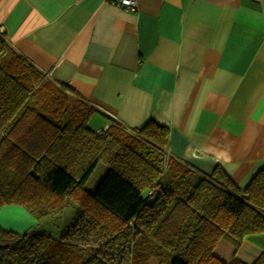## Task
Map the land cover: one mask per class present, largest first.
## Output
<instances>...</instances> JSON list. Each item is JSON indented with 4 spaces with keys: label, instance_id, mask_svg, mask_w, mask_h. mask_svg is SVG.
<instances>
[{
    "label": "crops",
    "instance_id": "0c3cea01",
    "mask_svg": "<svg viewBox=\"0 0 264 264\" xmlns=\"http://www.w3.org/2000/svg\"><path fill=\"white\" fill-rule=\"evenodd\" d=\"M11 50L92 109L95 127H168L166 153L239 190L264 167V0H0ZM95 115V116H94ZM99 116V118L97 117ZM17 205L0 228L28 232ZM264 254V231L235 257Z\"/></svg>",
    "mask_w": 264,
    "mask_h": 264
},
{
    "label": "trees",
    "instance_id": "16d2710c",
    "mask_svg": "<svg viewBox=\"0 0 264 264\" xmlns=\"http://www.w3.org/2000/svg\"><path fill=\"white\" fill-rule=\"evenodd\" d=\"M68 101L0 30V207L37 221L77 209L56 238L0 228V264H247L235 252L264 231V167L239 190L218 167L199 174L170 157L168 127L111 123L97 134L92 109ZM100 161L108 171L91 193Z\"/></svg>",
    "mask_w": 264,
    "mask_h": 264
},
{
    "label": "rangeland",
    "instance_id": "374dc122",
    "mask_svg": "<svg viewBox=\"0 0 264 264\" xmlns=\"http://www.w3.org/2000/svg\"><path fill=\"white\" fill-rule=\"evenodd\" d=\"M68 99H69L68 102L71 105L72 99H70L69 97H68ZM75 105L76 104L71 105L72 110H74L75 107L77 108V106H75ZM97 117L99 118V116H97ZM88 126L92 129H94L95 131L98 128L102 127V126L101 127H95L96 122L93 119V113H91V115L88 119ZM127 131H129V130H127ZM107 171H108L107 165L101 161L98 162L96 164V166L94 167V169L92 170V172L89 174V176L85 182L84 187L89 192H91V193L94 192V190L97 188L98 184L103 179V177L105 176ZM148 200L150 202L153 200V198L149 197ZM22 209H24V208H22ZM76 210L77 209H76V206L74 204H73V206L67 205L63 209V211H61L60 213L49 216V217L44 218L40 221L35 220V218L29 212H27L28 215L31 216V218H32V221L29 222L27 225V228H28L27 230L29 233H33V232L47 233V234L51 235L52 237L56 238L57 236H60V234L65 229L67 224L72 222V220L74 218V212Z\"/></svg>",
    "mask_w": 264,
    "mask_h": 264
},
{
    "label": "built area",
    "instance_id": "2783aa9c",
    "mask_svg": "<svg viewBox=\"0 0 264 264\" xmlns=\"http://www.w3.org/2000/svg\"><path fill=\"white\" fill-rule=\"evenodd\" d=\"M107 1H109L110 3L116 4V5H119L126 10L133 11L137 7V1L138 0H107ZM105 128L106 127L98 128L95 132L97 134H101L104 132Z\"/></svg>",
    "mask_w": 264,
    "mask_h": 264
},
{
    "label": "bare ground",
    "instance_id": "6f19581e",
    "mask_svg": "<svg viewBox=\"0 0 264 264\" xmlns=\"http://www.w3.org/2000/svg\"><path fill=\"white\" fill-rule=\"evenodd\" d=\"M1 30V29H0Z\"/></svg>",
    "mask_w": 264,
    "mask_h": 264
}]
</instances>
